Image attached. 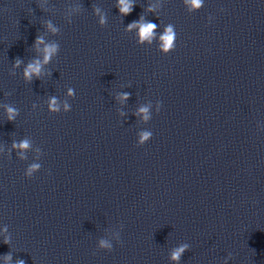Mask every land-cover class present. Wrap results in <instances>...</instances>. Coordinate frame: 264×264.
Masks as SVG:
<instances>
[{"label":"clouds","instance_id":"1","mask_svg":"<svg viewBox=\"0 0 264 264\" xmlns=\"http://www.w3.org/2000/svg\"><path fill=\"white\" fill-rule=\"evenodd\" d=\"M203 0H188V3L192 4L195 7H199L202 5ZM118 7H119V11L121 13V15H128L134 7V4L132 3V0H118ZM99 10L97 9V12ZM100 23L103 24L104 23V18L101 17ZM157 27L156 24L151 23V22H143V18H141L140 21H134L132 24L128 25V29L131 30L133 28H138V36L140 37V42H143L144 40H148L149 42L151 41V39L153 38V36L155 35L154 33V29ZM48 28L55 33L56 29L51 25V23L48 24ZM162 40H163V44H162V48L165 50H171L174 49L175 45H174V40H175V33L173 31V28L171 25L167 26V28L165 29V34L162 36ZM37 44H41L43 43V40L41 38H37L36 41ZM56 45H49L46 46L44 49V62L47 63L50 58L52 57V55L56 52ZM20 61H17V66L19 65ZM40 68L41 65L40 63L37 61L35 63H30L27 68L25 69L24 75L25 78L27 80H31L33 75L35 74L36 76H39L40 73ZM126 98V95H125ZM67 105L65 106L66 110H67ZM50 108L52 111H58V106L56 104V100L53 98L50 102ZM148 109L147 108H142L140 109V112L142 113H147ZM8 112V119L9 120H13L15 118L16 115V109L12 108V107H8L7 109ZM159 112V109H158ZM144 119L147 120L148 116L145 115ZM151 133L145 132L141 134V138H140V142H139V146H142L144 144L145 141H147L149 139V137L151 136ZM14 147H19L21 149H27L29 147V143L27 140L23 141L20 144H14ZM39 168V165L33 164L27 171L26 173V177L27 178H31L32 174L34 171H36ZM5 243H8V240L5 239L4 241ZM100 246L102 248H108L109 250L111 249V245L108 244L106 241H100ZM185 247L187 246H183L180 247L178 249H176L173 253H172V259L173 260H179L181 254L183 253V251L185 250ZM10 255L7 257V259H10ZM17 264H24L23 260H20L17 262Z\"/></svg>","mask_w":264,"mask_h":264}]
</instances>
